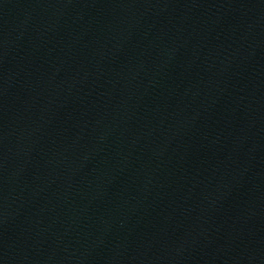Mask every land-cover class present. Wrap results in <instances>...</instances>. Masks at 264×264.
<instances>
[{
    "label": "water",
    "instance_id": "obj_1",
    "mask_svg": "<svg viewBox=\"0 0 264 264\" xmlns=\"http://www.w3.org/2000/svg\"><path fill=\"white\" fill-rule=\"evenodd\" d=\"M0 264H264V0H0Z\"/></svg>",
    "mask_w": 264,
    "mask_h": 264
}]
</instances>
